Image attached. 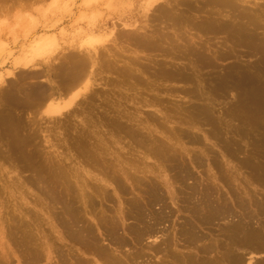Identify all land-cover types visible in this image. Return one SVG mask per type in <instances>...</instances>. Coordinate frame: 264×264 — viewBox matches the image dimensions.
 I'll use <instances>...</instances> for the list:
<instances>
[{
  "label": "rangeland",
  "instance_id": "obj_1",
  "mask_svg": "<svg viewBox=\"0 0 264 264\" xmlns=\"http://www.w3.org/2000/svg\"><path fill=\"white\" fill-rule=\"evenodd\" d=\"M184 1H188L192 9H186V5L182 4L183 0H0V264H104L106 262H104V259H101V257V260L98 259L99 256L95 255L96 253L93 255L95 251L90 244L88 245V243L85 242L86 239L81 240L83 238L79 237L81 239H77L76 242L74 238L75 235L73 237V232L82 231H78L77 226L70 224L72 220L67 216L68 213L66 215V211L61 208L66 202L70 201L72 197L70 196L69 198L66 192V188L68 187L67 183H69L70 180L67 182V180L64 179H67L68 175L72 180V184H70L72 186L75 185L78 196H80L79 193H81L78 184H82L79 183L81 182L80 179L76 183L74 176L84 178V180L88 182L87 184L93 189H96L95 184L97 183L101 184L97 186H104L106 188L103 189V191L106 190L104 193L107 195L104 193L100 195L97 189L96 191L98 194L88 185L87 188H89V190L87 191L89 194L86 193V195H91L89 197L93 200L94 205L96 204V208L94 209L87 208L83 205L84 200L87 199L86 197L84 200L79 198L80 201L77 202H74V198L72 197L73 201L71 199V203L69 202L68 204L70 205L73 202L74 209H77L78 206V209L83 210L80 211L83 216V218L81 216L80 221L84 219L86 222L83 220V223H89V225L93 224L92 227L94 226L93 229L96 231L93 230L96 243L99 244L101 249L105 247L103 251H108L109 253L106 252L107 254L105 255H115L113 256L115 258H112L120 264L124 262H128L127 264H171V262L172 264H186L182 262V258H187L189 255L187 253H190V257L194 256L193 258H195L194 261V259L188 257L189 260L187 262L192 263L190 261V259H192V264H200L204 260L206 263L210 264L213 259L218 261L217 264H231V259H233V257L237 259L240 258L239 261L244 258L240 261V264H247L250 256H252V262L254 258L255 261H264V252L251 255L248 254L246 249H243L241 244L243 241L244 244H246L247 242L245 243V241L248 239L238 235L234 240L237 242L242 240V242L239 244L240 248L238 246L236 247L235 243H232L235 241H233L232 236L225 231L221 221L216 220L211 225L206 223L208 225L204 224L203 226L202 222L196 220V214H194V212L190 214V209L186 208L192 206L194 203V200L188 203L190 201V194L187 193L188 196L186 195V192L189 191L187 188L196 183V187L198 186L199 188L204 189L209 186L221 190L223 196L226 197L231 205H233V200H235L236 197L238 198V196L242 197V199L239 197L240 200H245L243 201L245 204L248 202L247 206H249V203L253 204V201L256 202V200L258 202L259 200L264 201V94H261L264 93V88H260L259 86V83H261V85L264 83V68L262 70L263 72L261 71L264 65V53H262L264 51L261 50V46L257 47L260 43H263L261 44L262 46L264 45V42H259L261 40L264 41V0H237L240 8H245L251 15L241 18L234 17L233 11L218 6L209 5V7H207L208 4H204V8H202V1L199 2V0ZM159 7H164L165 9H158ZM170 9L173 10L171 11ZM258 9H260L262 13H260ZM158 10H169L174 14L182 13L186 16L184 17L185 19H193L195 21L197 20V22L198 20L201 22L204 21V18H208V16H212V18L216 21L218 20V22H227L228 24H233L231 22L233 21L235 23L237 20L239 23L238 28L242 27L244 24L246 28H249L248 30H251L254 34L251 33V31L245 32L247 29L244 25L242 27L243 29L241 28L242 31L245 29L244 34L238 31L236 35L234 34L235 36H228L225 33L219 32H209L206 34V32H202L198 28H193L190 24L177 27L178 29L175 27L176 30H174L175 28L172 24L167 22L171 19H163L164 15H161ZM210 12H212L211 15ZM258 12L259 15H256ZM247 17H252V20L256 19L255 22H257V24L254 22V24H256L255 29L254 24H250V18ZM200 21L198 23H201ZM239 21H241V23ZM153 29L156 30L154 31ZM156 31L159 32L157 33ZM151 33L154 34L151 35ZM239 33L241 34L240 36L244 35V42L243 40H237L241 38L237 36ZM139 34H142V36L145 35L143 39L147 40V42L150 41L149 39L153 41L152 39L155 40V38L159 36L162 37L161 41H159L160 38L154 41V44L158 41L156 44L158 49L154 47V49L147 50L142 44L144 42H135L136 39L133 41L132 39L134 38H132V36H140ZM155 34L157 37H155ZM246 34L251 35L252 38L248 40L252 43L247 40L248 37ZM254 35L256 38L259 36L261 39H258L259 41L255 39L258 43L257 46L255 45L256 42H253ZM149 36L154 37L149 38ZM166 36L171 39L168 37L166 38ZM158 43H160V49ZM174 43L177 45V48ZM161 47L163 49L172 47V49L170 48L172 51L176 49V51H173L174 57L173 53L172 55L170 54L171 57L165 55L164 53L166 52L164 51L163 53ZM178 47H180V49L186 47L183 50H185L187 54L182 53L184 52L183 50L180 52L181 50ZM255 47L260 49H256ZM193 50L197 53L195 52V54L192 55L191 51ZM260 50L263 55L259 53ZM188 51H190V54H188ZM201 52H205V55H202L206 58L210 57V60L206 59L204 56V58L200 57L202 56ZM254 52L255 54L253 55L252 53ZM72 53L73 56L71 55ZM220 54L225 55L223 57ZM69 57H75L78 61L84 57L89 61V66H86L88 70L86 73L89 74L86 80H88L89 84H87L86 81V89L84 87L75 97L67 95L66 89L63 88L61 84L62 72L60 76L58 75L59 71L64 70H60V67H65L66 69L64 71H66L68 69L67 65L72 63L73 59ZM234 65L236 67H234ZM227 66L230 67L228 68ZM147 70H149V72H147ZM170 71H176L175 76L177 78L173 75L172 78L175 79L173 80L170 78L169 76L171 75L168 76ZM182 71L185 72L182 74L186 77L181 74ZM164 72H166V75L170 79L164 76ZM178 72L180 75L177 74ZM92 73H94V75ZM225 73H227L226 75L228 76H226ZM246 73L247 75H245ZM250 73L252 74L251 76ZM241 74L244 75V77H248V75L250 77L248 79H246V77L241 78L243 77ZM179 76H183L184 78H182L184 81L183 79L180 81L178 78L181 77ZM185 78L189 79L185 80ZM251 78L253 80H250ZM190 79H192V81H189ZM137 80L138 82H136ZM247 80H250V82ZM42 86H44V88L46 87L45 89L48 90V93H53L48 101L43 104H38L37 100L33 98L30 99L31 96L27 97L30 92L27 91V89L32 90L38 87V89H40ZM261 87H264V85ZM261 89H263V92ZM24 94H26V96H24ZM65 94L66 97L64 96ZM260 97H262L263 101ZM26 98H28V100ZM26 101L29 102V105ZM30 102H32V104ZM234 103L237 107H235ZM188 111L190 113H188ZM145 115H148L147 118L150 117L148 122H146L147 120H140L142 117H146ZM151 118L155 120V122L151 121ZM137 119L141 122L143 121V123L140 122V124H138L139 121L136 122ZM111 120H116L118 123L116 124L115 122L116 125L112 124L114 121L112 122ZM210 120H212V122L215 121L216 124L215 122L212 124ZM121 122H125L123 124L124 127L126 126V128L129 127L128 129H130L128 131L125 129V132H130L132 130L133 132L142 131L141 133H144L145 136H141L149 137L152 140H148V142L152 141V143H148L147 138L146 140L144 137L140 138L141 133H138V137L137 133H135V136L133 132H130L129 134L131 137L134 135L132 139L138 138L137 143L140 139L142 140L144 138L142 141H145L143 143L140 141V146L142 147L139 148V143L135 145L136 141L134 140L132 143L129 134H124L122 131L124 129L123 125L120 127L122 124ZM119 123H121L120 126ZM148 123L149 125L147 126ZM153 123L156 127L162 124L164 125L156 128ZM135 124L138 125L136 126ZM141 124L142 126L139 127ZM145 127L149 129L147 130ZM134 128L135 130L139 129L138 131H134ZM218 129L220 132H218ZM172 131L175 132L172 133ZM183 133H186V137H184ZM188 135L191 137H198L201 143L197 142L198 140L196 137L191 138L188 137ZM157 138L158 140L161 139L160 142L156 141ZM181 138L183 139L181 140ZM80 139L82 141H80ZM194 139L196 141H194ZM161 141L163 143H161ZM82 142L83 146H81ZM101 142H104V145L106 144L105 147L104 145L102 146L103 143ZM144 143L149 147L146 145L143 147ZM149 144H152L154 149L152 145ZM162 144H166L165 147L168 145V147L173 148L172 152L175 153L177 150L178 153H180L179 158L181 160L183 159L186 163H184L183 160L180 161L187 164L188 168L186 170L193 172L191 174L190 171H187L189 174L194 175V179L191 178V175L186 176V181L185 178L179 179L181 177L177 179V176L180 175L178 172L180 164H184H178L176 162L172 164L173 161L178 160V157L174 160L176 158H174V156L176 155H172V152L170 155L173 157L171 156L168 158V161L166 160L167 164H164L165 161L161 162L157 159L158 156L163 158L158 151L159 155L156 154V148L160 147ZM99 145L100 147H104V150L102 148L100 149L98 147ZM145 148L150 149H148V151ZM169 149L168 152L170 153ZM80 150L82 153L78 152ZM91 150H93V152ZM154 150L155 153L152 152ZM168 152L164 155L165 157H167ZM181 153L182 157H180ZM89 154L91 155L90 159L93 157V159H91L93 161L89 159ZM194 155H197L196 158H200L196 159ZM233 156H235V158ZM247 157V163L249 160L251 162L245 164ZM94 158L97 159V162L99 160L101 161L98 163L94 162ZM123 158H125V160ZM103 160L107 165L109 163L108 167L106 164L104 165V163L100 164ZM199 161L201 162L198 163ZM196 162L199 165H197ZM34 163L36 164L34 165ZM134 163H136V166H134ZM241 163L244 164L242 165ZM251 163L252 165H250ZM173 165L175 166L174 168ZM142 166H144V168ZM109 167L112 168V171ZM148 167H150V170ZM219 167L221 168L219 169ZM107 170H109V172ZM151 171L153 173H150ZM67 172H69L68 175H63L67 174ZM173 173H176V176ZM110 174H114V177L112 178ZM107 175L109 179L111 177L110 180H107ZM128 175L130 176L127 177ZM173 175L176 178L174 177L173 179ZM131 176L137 181L135 180L134 182L132 180L131 182ZM115 177H117L116 179L122 177V180L120 179L122 182L119 179L117 181L118 183L119 181L121 182L117 189L114 185ZM138 177L139 179L143 178V183L153 180L156 185L158 184V192L160 194L162 193L163 201L165 199L164 205L166 207L162 209H160L162 203H156L157 201H155V203L153 202L151 206H148V211H150V213L153 211H162V215L167 214L166 219H163L162 223L157 224L155 228L157 233L155 232L156 235L154 236L142 234L140 237H134L130 231H127L130 226L142 227V225L138 224L139 222H137L136 219L130 216L132 214H130L131 208L129 206L132 201H137V204L139 203L141 207L143 206L142 209L145 210L146 200L149 199L146 197L147 195L145 192L143 193L145 190H142L144 189L142 186L148 189L147 187H149V185L147 183L143 184L141 180H138ZM222 177L223 179L226 178L225 181L227 177H230L228 179L229 182L226 184ZM58 178L60 179L57 180ZM127 178H130V180ZM183 179L185 182L180 184V180L182 181ZM111 180L113 183L110 182ZM60 181H62V183ZM138 181L142 184L140 183V185ZM177 181H179V183ZM73 182L75 183L74 185ZM228 183H230V185ZM120 185L121 187L123 185L124 190L126 188V190L123 191L124 193ZM184 186L187 187L185 188ZM137 187L140 188L137 189ZM120 188L121 191H119ZM46 189H49V195ZM50 189L52 191L51 194ZM54 191L55 194L58 195H55ZM107 191L109 192L107 193ZM63 192H65L66 196ZM125 192L127 193L125 194ZM233 193H235L236 196ZM93 194L100 195L101 197L95 196L96 201H94L95 197H93ZM108 194H111L110 196L113 200H104L107 199L106 196L110 197ZM50 195H55V199L52 196L51 198ZM60 195L63 200L65 199L64 203L59 200ZM183 196L185 199L187 198V200H189L187 202L188 204L185 202L186 200ZM129 199H131V201ZM57 200L61 202L58 203L60 208L58 205L56 206ZM47 201H50L49 204ZM144 203L145 206L143 205ZM247 206H245L246 209L244 212H251L252 207L249 206L247 209ZM150 207H153L152 210ZM233 207L235 214L240 215L242 213L241 209L237 206L233 205ZM63 208H66V206ZM90 209L91 211L93 210L92 212L94 214ZM94 210H96V213ZM120 210H123L124 213H128V215H120ZM144 210L142 213L145 212V217L146 213L149 212ZM148 215L149 214L142 219V221H144V219L146 220L144 221L146 224L149 219ZM250 215L252 216L251 213ZM263 215L264 213L254 216V219L249 223L250 227L253 226L252 229L254 228L255 231L257 228L259 232L256 233L258 235H261L260 231L264 234ZM106 216H108V218L113 217L112 219L115 218L116 220L120 219L121 216L123 217H121L123 221L119 220L120 222L116 229V235L123 238L126 244L120 246L113 244L114 242H111L105 231H103L104 229L99 228V219H105ZM237 218L238 217H235V219ZM230 219L231 217L223 221H229ZM60 223L65 224L59 226ZM97 223L99 224L97 225ZM186 223H188V225ZM200 223H202L203 227ZM193 224H196L195 227L197 230L192 226ZM65 225H67V227ZM185 226H192L197 231V235H200L197 239L203 236H205V238H201V241L197 239V241H193L192 238L187 237L190 240L192 239V245L187 239V241L185 240V236L183 235L184 231L182 229H184ZM206 226L210 227L207 228ZM14 227L18 228L16 229L17 231L15 230V233L13 231L15 229ZM74 227H76V231H73L75 229ZM221 227L223 229L220 232L218 229ZM27 228L28 230L26 231ZM9 231H13L11 232L14 233L12 234L13 237L16 235V232L21 233V236L18 233L17 236L19 237L15 239V236L13 239ZM66 232H70V234ZM22 235L25 236L19 239ZM72 237L75 241L71 240ZM260 237V242H256L258 240L253 241L257 244L263 243L261 245L264 246V240L261 241ZM164 238L168 239L164 240ZM24 239H26V241L33 239L31 242L34 241V244L28 241V243L24 242ZM162 239L164 241H162ZM262 239H264V237ZM169 240L171 241L169 242ZM251 240L252 239H249L248 243H253ZM202 241L207 242L202 243ZM195 242H197V244ZM21 243H26L24 248L27 249L26 253L28 255L25 254V249ZM250 243L248 245H250ZM202 244L205 246H202ZM229 244H232V247ZM154 245L157 249H155ZM195 245L198 248L205 247L203 248L205 250L197 249ZM30 246H32V250L28 249ZM96 246L99 247L98 245ZM163 247L165 249H163ZM18 248L21 250H18ZM36 248L39 252H37ZM166 248H169V250ZM211 248L214 249L212 250ZM59 251L62 254L60 255L62 258L59 256ZM172 251L174 252L172 253ZM217 251H220V255ZM226 252H232V255L236 254L238 257L236 255L232 257L230 254H228L230 255L228 256ZM223 253L231 258L227 256L224 257L225 254ZM34 254H36V256ZM213 254L216 255L214 256ZM221 254H223L222 257L224 258L221 257ZM207 255L209 259L211 258L209 262H207ZM168 256L172 258L174 256L183 257L181 259H179L180 257H176L179 260L175 261ZM203 256H206V259ZM200 259L202 261H199ZM236 262L239 264L238 260L232 262V264ZM212 263L216 264L214 261Z\"/></svg>",
  "mask_w": 264,
  "mask_h": 264
},
{
  "label": "bare ground",
  "instance_id": "obj_2",
  "mask_svg": "<svg viewBox=\"0 0 264 264\" xmlns=\"http://www.w3.org/2000/svg\"><path fill=\"white\" fill-rule=\"evenodd\" d=\"M200 1H202L201 2V4H203V7L202 8H204V4H208L207 5V7H209V5H211V6H218V7H220V8H223V9H229L230 11H233V13H234V17H238V18H241V17H243V16H249L250 15V13H249V11L248 10H246L245 8H240V6L238 5V2H237V0H199V2ZM239 1H241V0H239ZM255 1V0H254ZM179 2H181V1H179ZM183 5L185 4L186 5V9H192V6L190 5V3H188V1H184L183 0V3H182ZM201 6V5H200ZM247 8V7H246ZM158 9H165L164 7H159ZM174 9V8H173ZM173 9H170L171 11L173 10ZM195 9H197V8H195ZM259 10V12L260 13H262L261 12V10L260 9H258ZM159 11V13H161V15H164V17H163V19H171L170 21L168 20L167 22H170L171 24H172V26L175 28H177V27H182V26H187V25H191L193 28H198L200 31H202V32H206V34L207 33H217V32H219V33H225L226 35H228V36H231V35H233V36H235L236 35V33H238V31L240 32H243L242 34H244V30L242 31V27H243V25H242V27H240V28H238V21L236 22L235 21V23L232 21L231 23H233V24H228L227 22H218V20L216 21L214 18H212V16L211 17H209L208 16V18L207 17H205L204 19V21H200V20H198V22L200 21L201 23H198L197 22V20L195 21V20H191V19H189V20H187V19H185L184 17H186L184 14H182V13H172L171 11H169V10H167V11H160V10H158ZM190 11V10H189ZM236 12V13H235ZM259 12L258 13H256V15H259ZM158 13V14H159ZM198 13V12H197ZM212 14V12H210V15ZM172 16V17H171ZM251 16V15H250ZM255 16V15H254ZM254 16H253V18H254ZM158 18V17H157ZM188 18V17H187ZM200 18H203V17H200ZM247 18H250V17H247ZM252 18V17H251ZM250 18V24H254V22H255V20H252ZM203 20V19H202ZM240 20V19H239ZM166 22V23H167ZM240 23H241V21H239ZM237 23V24H236ZM244 23H246V22H244ZM256 24H257V22H255ZM256 24H254V29L256 28ZM247 25V24H246ZM245 26V25H244ZM251 26V25H250ZM176 28L174 29V30H176ZM242 28V29H241ZM245 28H246V26H245ZM257 28H258V26H257ZM178 29V28H177ZM181 29H183V28H181ZM238 29V30H237ZM247 29V28H246ZM249 29V28H248ZM247 29V31L245 30V32H250L251 30H248ZM154 31L156 30V29H153ZM152 30V31H153ZM237 30V31H236ZM180 31V30H179ZM178 31V32H179ZM157 33L159 32V31H156ZM182 32H183V30H182ZM181 32V33H182ZM240 32V33H241ZM156 33V34H157ZM180 33V32H179ZM184 33V32H183ZM237 34V36H240L241 34ZM251 33H253L252 31H251ZM256 33V32H255ZM136 34V33H135ZM154 34V33H153ZM152 33H151V35H153ZM156 34H155V37H157L156 36ZM190 34V33H189ZM235 34V35H234ZM254 34V33H253ZM258 34V33H257ZM140 36H136V35H133L132 36V38H134V39H132L133 41L135 40V42L137 41V42H140V43H142V42H144V43H142L146 48H147V50L148 49H154V47L155 48H157L156 47V44H157V42L158 41H156V44H154L155 42V40L157 39V40H159V38H160V40L159 41H161L162 39V37H158V38H155V40L154 39H152L153 41H151V39H149L150 41L149 42H147V40H145V39H143V37L145 36V35H143L142 36V34H139ZM158 35V34H157ZM180 35V34H179ZM183 35V34H182ZM247 35V40L249 39V38H252L251 37V35H249V34H246ZM249 35V36H248ZM237 36H236V38H237ZM147 37V36H146ZM150 37H152V36H149V38ZM154 37V36H153ZM152 37V38H153ZM168 36H166V38H167ZM185 37V36H184ZM227 37V36H226ZM241 37V38H240ZM239 38L240 39H237L238 41L240 40H243V42H244V39H245V37H244V35H242V36H240ZM244 37V38H243ZM261 37V36H260ZM163 38H165V37H163ZM168 38H170V37H168ZM263 38V37H262ZM147 39H148V37H147ZM171 39V38H170ZM169 39V40H170ZM234 39V38H233ZM257 41H259V40H261L260 38H259V36H258V38H256V36L254 35V40H253V42L255 41L256 42V40ZM259 39V40H258ZM174 40V39H173ZM230 40V39H229ZM249 42H250V40H248ZM147 42V43H146ZM153 42V43H152ZM188 42V41H187ZM259 42H264V41H259ZM161 43V42H160ZM160 43H158V46H159V49H160ZM170 43H171V41H170ZM236 43V42H235ZM239 43H241V42H239ZM250 43H252V42H250ZM242 44V43H241ZM255 44V43H254ZM257 42H256V46H257ZM261 44H263V43H260V45L258 44V46L257 47H259V46H261L260 48H261V50L262 51H264V45L262 46ZM162 45V44H161ZM174 45H175V43H174ZM174 45H172V46H174ZM185 45V44H184ZM190 45V44H189ZM248 45V44H247ZM254 45V46H255ZM176 46V48H177V45H175ZM186 46V45H185ZM249 46H251V45H249ZM248 46V47H249ZM163 47V46H162ZM161 47V50L164 48H162ZM181 47V46H180ZM180 47H178L179 49H180ZM190 47V46H189ZM257 47H255L256 49H260V48H257ZM166 48V47H165ZM171 49H172V47H170ZM163 49L162 51H163V53H164V51L166 52V53H168V54H166V53H164L165 55H169L170 57H171V55H172V53H173V51L175 50L176 51V49H174L173 51L171 50V49ZM186 48V47H185ZM185 48H183V49H185ZM253 48V47H252ZM158 49V48H157ZM182 48L180 49L181 51L180 52H182V50H183ZM156 50V49H155ZM154 50V51H155ZM160 50V51H161ZM170 50V51H169ZM188 50V49H187ZM192 50V49H191ZM255 50V49H254ZM261 50L259 51V53L261 54ZM150 51V50H149ZM151 51H153V50H151ZM158 51V50H157ZM169 51V52H168ZM184 52H182V53H184V54H187V53H185V50H183ZM190 51H188V54H190L189 53ZM192 52V55L193 54H195V52H194V50L193 51H191ZM240 52V51H239ZM258 52V51H257ZM156 53V52H155ZM181 53V54H182ZM197 53V52H196ZM205 53V52H204ZM203 52H201V55L202 54H204ZM258 53V54H259ZM262 53H264V52H262ZM160 54H162V53H160ZM171 54V55H170ZM248 54V53H247ZM253 55L255 54V52L254 53H252ZM72 56H73V53L71 54ZM76 55V54H75ZM159 55V54H158ZM163 55V54H162ZM191 55V56H192ZM197 55H199V54H197ZM205 55V54H204ZM204 55H202V56H200V57H202V58H204L205 56ZM207 55V54H206ZM213 55V54H212ZM220 55H222V54H220ZM224 55L225 54H223L222 56L224 57ZM261 55H263V54H261ZM77 56V55H76ZM161 56V55H160ZM179 56V55H178ZM177 56V57H178ZM185 56V55H184ZM204 56V57H203ZM227 56H229V55H227ZM226 56V57H227ZM79 57V56H78ZM81 57V56H80ZM173 57H174V53H173ZM175 57H176V55H175ZM181 57V56H180ZM179 57V58H180ZM230 57H231V55H230ZM262 57V56H261ZM260 57V58H261ZM66 58V57H65ZM68 58V57H67ZM69 58H71V57H69ZM77 58V57H76ZM185 58V57H184ZM198 58V57H197ZM197 58H196V60H197ZM206 58V57H205ZM210 58V57H209ZM209 58H206V59H209ZM220 58V57H219ZM71 59H73L72 60V63L71 64H68V62H67V67H68V69L66 70V71H64L66 68L65 67H60L59 69L60 70H63V71H59L58 72V75L60 76V73H61V84H62V87L63 88H65L66 89V92H67V95L69 96H76L77 95V93H79V91H81L85 86H86V81H87V84H89L88 83V80H86L87 79V77H88V75L89 74H87L86 72L88 71L87 69H86V66H89V61L86 59V58H84V57H82L81 58V60L80 61H78V59H75V57H73V58H71ZM71 59H70V61H71ZM80 59V58H79ZM221 59V58H220ZM184 60V59H183ZM195 60V61H196ZM210 60V59H209ZM198 61V60H197ZM203 61V60H202ZM260 61V60H259ZM62 63V62H61ZM65 63V62H64ZM63 63V64H64ZM205 63V62H204ZM93 64V63H92ZM130 64V63H129ZM137 64V63H136ZM203 64V63H202ZM213 64V63H212ZM62 65V64H61ZM60 65V66H61ZM160 65V64H159ZM206 65V64H205ZM144 66V65H143ZM161 66V65H160ZM173 66H174V63H173ZM204 66V65H203ZM207 66V65H206ZM206 66H204V67H206ZM254 66V65H253ZM264 66V65H263ZM262 66V69H261V71L263 70V67ZM146 67V66H145ZM208 67V66H207ZM211 67V66H210ZM226 67V66H225ZM228 68L230 67V66H227ZM234 67H236L235 65H234ZM62 68V69H61ZM147 68V67H146ZM145 69V68H144ZM161 69V68H160ZM242 69H244V68H242ZM158 70H159V68H158ZM162 70V69H161ZM180 70V69H179ZM147 72H149V70H147ZM167 72V71H166ZM166 72H164L163 74H165L164 76H167L166 75ZM255 72V71H254ZM263 72V71H262ZM151 73V72H150ZM168 73V72H167ZM172 73H175V74H172ZM182 73H185V72H181V74ZM242 74H244L243 72H241ZM93 75H94V73H92ZM178 75H180V73L178 72L177 73ZM227 73H225V75H226ZM241 74V76H243V77H241V78H245L246 77V79H248L252 74L250 73V76L248 75V77L247 76H245L244 77V75H242ZM131 75H132V73H131ZM169 75H171V76H169ZM172 75L174 76V77H176L175 75H176V71L175 72H171L170 71V73L168 74V76L170 77V78H172ZM183 75V74H182ZM186 75H188V74H186ZM190 75V74H189ZM245 75H247V73L245 74ZM264 75V74H263ZM57 76V75H56ZM167 76V78L168 79H170L169 77ZM184 77H186L185 75H183ZM183 76H179V77H181V78H178V79H180V81H181V79H183L184 77ZM226 76H228V75H226ZM230 76V75H229ZM132 77H134V76H132ZM183 77V78H182ZM255 77V76H254ZM253 77V78H254ZM60 78V77H59ZM177 78V77H176ZM256 78V77H255ZM173 80L175 79V78H172ZM178 79H176V80H178ZM189 78H185V80H188ZM60 80V79H59ZM243 80V79H242ZM250 80H253L252 78L250 79ZM250 80H247V81H249L250 82ZM255 80V79H254ZM183 81H184V79H183ZM189 81H192V79H190ZM136 82H138V80L136 81ZM259 82V81H258ZM258 84V83H257ZM32 85V84H31ZM262 85H264V83L262 84ZM261 85V83H259V86H260V88H264V87H261L262 86ZM87 86H89V85H87ZM22 87V86H21ZM43 88H44V86H42ZM42 87H40V89H35V88H33L32 90H28L27 89V91H30L28 94H29V96H27V97H30V99H35V100H37V102H38V104L39 103H44V102H46V101H48L49 100V98L52 96V94L53 93H51V92H49L48 93V90L47 89H43ZM225 88V87H224ZM228 88V87H227ZM254 88V87H253ZM15 89V88H14ZM22 89V88H21ZM25 89V88H24ZM85 89H86V87H85ZM174 89V88H173ZM160 90V89H159ZM175 90V89H174ZM193 90H194V88H193ZM192 90V91H193ZM262 90V92H263V89H261ZM14 91V90H13ZM24 91V90H23ZM22 91V92H23ZM138 91V90H137ZM161 91V90H160ZM172 91V90H171ZM253 91H255V90H253ZM25 92V91H24ZM84 92V91H83ZM169 92V91H168ZM8 93H9V91H8ZM11 93V92H10ZM93 93V92H92ZM181 93V92H180ZM14 94V93H13ZM23 94V93H22ZM27 94V95H28ZM262 95L264 94V93H261ZM15 95H16V92H15ZM237 95V94H236ZM239 95V94H238ZM261 95V96H262ZM8 96H11V95H8ZM14 96V95H13ZM12 96V97H13ZM24 96H26V94H24ZM65 97H66V94L64 95ZM67 96V97H68ZM149 96V95H148ZM251 96V95H250ZM257 96V95H256ZM7 97V96H6ZM63 97V96H62ZM239 97V96H238ZM18 98V97H17ZM153 98V97H152ZM261 99H262V97H260ZM27 100H28V98H26ZM68 99V98H67ZM146 99V98H145ZM155 99V98H154ZM9 100H11V99H9ZM15 100V99H14ZM20 100V99H19ZM13 101V100H12ZM25 101V100H24ZM24 101H22V102H24ZM29 101H31V100H29ZM108 101V100H107ZM262 101H263V99H262ZM27 102V101H26ZM36 102V103H37ZM167 102V101H166ZM25 103V102H24ZM28 103V105H29V102H27ZM31 104H32V102H30ZM160 103V102H159ZM35 104V103H34ZM157 104H158V101H157ZM162 104V103H161ZM36 105V104H35ZM234 105H235V103H234ZM240 105V104H239ZM238 105V106H239ZM106 106V105H105ZM193 106V105H192ZM246 106V105H245ZM31 107V106H30ZM36 107V106H35ZM184 107V106H183ZM232 107H233V105H232ZM235 107H237L236 105H235ZM27 108V107H26ZM43 108V107H42ZM180 108H181V106H180ZM201 108V107H200ZM203 108V107H202ZM53 109V108H52ZM109 109V108H108ZM129 109V108H128ZM171 109V108H170ZM173 109V108H172ZM182 109V108H181ZM188 109V108H187ZM192 109V108H191ZM206 109V108H205ZM205 109H203V110H205ZM29 110V109H28ZM195 110V109H194ZM31 111V110H30ZM184 111H185V109H184ZM264 111V110H263ZM118 112V111H117ZM192 112V111H191ZM203 112V111H202ZM201 112V113H202ZM114 113V112H113ZM125 113V112H124ZM123 113V114H124ZM181 113V112H180ZM179 113V114H180ZM188 113H190L189 111H188ZM193 113V112H192ZM207 113V112H206ZM69 114V113H68ZM149 114V113H148ZM122 115V114H121ZM125 115V114H124ZM144 115V114H143ZM184 115V114H183ZM195 115V114H194ZM197 115V114H196ZM199 115V114H198ZM211 115V114H210ZM126 116V115H125ZM141 116V115H140ZM146 116V115H145ZM148 116V115H147ZM147 116L146 117H140L141 119L140 120H144V121H146V122H148L149 120H150V117L149 118H147ZM149 116H150V114H149ZM172 116V115H171ZM174 116H175V114H174ZM22 117V116H21ZM112 117V116H111ZM110 117V118H111ZM194 117V116H193ZM8 118V117H7ZM154 118V117H153ZM176 118V117H175ZM179 118V117H178ZM204 118H205V116H204ZM106 119V118H105ZM114 119V118H113ZM127 119V118H126ZM149 119V120H148ZM155 119V118H154ZM190 119V118H189ZM195 119V118H194ZM193 119V120H194ZM210 119V118H209ZM9 120V119H8ZM10 120H11V118H10ZM15 120V119H14ZM131 120V119H130ZM133 120V119H132ZM140 120H136V122L137 121H139L138 122V124H140ZM156 120V119H155ZM155 120H153L152 118H151V121H153V122H155ZM176 120V119H175ZM207 120H208V118H207ZM213 120V119H212ZM212 120H210L211 122H212ZM16 121V120H15ZM112 121V120H111ZM111 121H109V122H111ZM114 121V120H113ZM112 121V122H113ZM128 121H129V119H128ZM209 121V120H208ZM10 122V121H9ZM111 122V123H112ZM115 122H116V120L114 121V123H112V124H115ZM146 122H145V124H146ZM188 122V121H187ZM215 122V121H214ZM214 122H212V124L214 123ZM7 123H8V121H7ZM118 123V121L116 122V124ZM122 123V124H121ZM121 123H119V126H120V124H121V126L120 127H122V125L125 123H123V122H121ZM130 123V122H129ZM135 123V122H134ZM141 123H143V121L141 122ZM161 123V122H160ZM115 124V125H116ZM137 124V125H138ZM215 124H216V122H215ZM128 125V124H127ZM133 125V124H132ZM136 125V124H135ZM134 125V126H135ZM136 125V126H137ZM149 125V123L147 124V126ZM153 125H155L154 123H153ZM162 125H164V124H162ZM162 125H160V126H162ZM129 126V125H128ZM134 126H132V127H134ZM136 126H135V128H136ZM140 126H142V124L141 125H139V127ZM145 126V125H144ZM144 126H143V128H144ZM160 126H157L156 127V125H155V127L156 128H158V127H160ZM213 126V125H212ZM119 127V128H120ZM123 127H124V125H123ZM117 128V127H116ZM129 128V127H128ZM128 128H126V126L124 127V129L122 130L123 132H124V134L125 133H130V132H133V130L132 131H130V132H125L126 130L125 129H127V131L128 130H130V129H128ZM135 128H134V131H138V129H136L135 130ZM146 128V127H145ZM166 128V127H165ZM179 128V127H178ZM220 128V127H219ZM121 129V128H120ZM133 129V128H132ZM147 130L149 129V128H146ZM167 129V128H166ZM217 129V128H216ZM215 129V130H216ZM118 130V129H117ZM125 130V131H124ZM143 130V129H142ZM165 130V129H164ZM172 130V129H171ZM175 130V129H174ZM119 131V130H118ZM121 131V130H120ZM122 131H121V133H122ZM170 131V130H169ZM217 131V130H216ZM142 132V131H141ZM141 132H133L134 134L135 133H137V135H138V137H139V134L138 133H141ZM173 132H175V131H172V133ZM212 132V131H211ZM218 132H220L219 131V129H218ZM237 132V131H236ZM239 132V131H238ZM151 133V132H150ZM171 133V134H172ZM213 133H214V130H213ZM216 133V132H215ZM221 133H223V132H221ZM220 133V134H221ZM186 134V133H185ZM184 133H183V135H184V137H186V135H185ZM212 134V133H211ZM219 134V135H220ZM127 135V134H126ZM125 135V136H126ZM141 135H144V133H141L140 134V138H142V137H144V136H141ZM180 135V134H179ZM182 135V134H181ZM223 135V134H222ZM133 136L134 135H132V137L130 136V134H129V138H131V140H132V143L134 142V140L136 141V143H135V145H137L138 143V145L140 146V143L142 142H144L145 140H146V138H147V142H148V140H152V139H150L149 137H144L145 138V140L144 141H142L141 139L139 140V142L137 143V141H138V138L136 139L135 137V139H132L133 138ZM135 136H136V134H135ZM218 136V135H217ZM120 137V136H119ZM123 137V136H122ZM188 137H191V136H189L188 135ZM193 137H196V136H193ZM193 137H191V138H193ZM220 137H221V135H220ZM246 137V136H245ZM28 138V137H27ZM96 138V137H95ZM179 138V137H178ZM174 139V138H173ZM183 138H181V140H182ZM190 139V138H189ZM188 139V140H189ZM196 139L198 140V137H196ZM223 139V138H222ZM221 139V140H222ZM25 140V139H24ZM90 140V139H89ZM160 140L161 139H159L158 140V138L156 139V141H158V142H160ZM166 140V139H165ZM170 140V139H169ZM228 140V139H227ZM249 140V139H248ZM80 141H82L81 139H80ZM141 141V142H140ZM194 141H196L195 139H194ZM233 141V140H232ZM26 142V141H25ZM77 142V141H76ZM151 143H152V141H150ZM150 142H148V143H150ZM197 142H199V143H201L200 142V140H198ZM261 142V141H260ZM26 143H28V142H26ZM81 143V142H80ZM101 143H103L102 144V146L104 145V142H101ZM101 143H100V145H101ZM107 143V142H106ZM131 143V144H132ZM146 143V142H145ZM143 144V147H145L144 145H146V144ZM155 143V142H154ZM154 143H153V145H154ZM161 143H163L162 141H161ZM264 143V142H263ZM262 143V144H263ZM22 144V143H21ZM74 144V143H73ZM156 144V143H155ZM197 144V143H196ZM227 144H228V142H227ZM253 144V143H252ZM100 145L98 146L100 149L102 148H104L105 147V145H104V147H100ZM134 145V144H133ZM132 145V146H133ZM149 145H152V144H149ZM153 145H152V148H153ZM158 145H160V144H158ZM164 145V146H163ZM165 145L166 144H162L160 147H158L157 145V147L158 148H156V154H158L159 155V153H160V156H162L163 158H161V157H159L158 156V158L157 157H155V156H157L156 154H153V155H155L154 157L155 158H157V159H159V161H165L164 162V164H167V161H168V158H170L172 155H176V156H174V160H176L177 159V157H178V160L180 161L181 159L179 158V154L180 153H178V151L176 152L175 151V153L174 152H172V149L173 148H171V147H168V145H167V147H165ZM230 145V144H229ZM261 145V144H260ZM81 146H83V142H82V145ZM147 147H149L148 145H146ZM155 146V147H156ZM80 147V146H79ZM137 147V146H136ZM142 146H140L139 148H141ZM151 147V146H150ZM85 148V147H84ZM135 148V147H134ZM138 148V147H137ZM171 150H170V149ZM81 149V148H80ZM87 149V148H86ZM146 149V148H145ZM148 149H150V148H148ZM148 149H146V150H148ZM154 149V148H153ZM168 149H169V151H170V153L168 152ZM225 149H226V147H225ZM99 150V149H98ZM104 150V149H103ZM102 150V151H103ZM110 150V149H109ZM232 150V149H231ZM88 151H89V149H88ZM92 152H93V150H91ZM101 151V150H100ZM108 151V150H107ZM149 151V150H148ZM159 153H158V152ZM174 151V150H173ZM226 151V150H225ZM230 151V150H229ZM30 152V151H29ZM39 152V151H38ZM78 152H80V153H82V151L80 150V151H78ZM147 152V151H146ZM153 153H155V150L154 151H152ZM151 152V153H152ZM168 152V154L170 155L171 154V152H172V155H168L167 154V157H165L164 155H166V153ZM182 152H183V150H182ZM94 153H95V151H94ZM246 153V152H245ZM35 154H37V153H35ZM34 154V155H35ZM84 154V153H83ZM118 154V153H117ZM178 154V155H177ZM188 154V153H187ZM41 155H42V153H41ZM86 155V154H85ZM90 154H89V159H90ZM93 156H94V154H93ZM116 156V155H115ZM119 156V155H118ZM117 156V157H118ZM169 156V157H168ZM195 156V155H194ZM199 156V155H198ZM236 156V155H235ZM235 156H233L234 158H235ZM95 157V156H94ZM116 157V158H117ZM173 157V156H172ZM180 157H182V153H181V156ZM193 157V156H192ZM197 157V155L195 156V158ZM238 157V156H237ZM86 158H87V156H86ZM121 158V157H120ZM120 158H118V159H120ZM164 159V160H161V159ZM167 158V159H166ZM194 157H193V159L196 161V159H198V158H200V157H198V158H196L195 159ZM91 159H93V157H91ZM90 159V160H91ZM124 160H125V158H123ZM173 159V158H172ZM241 159V158H240ZM247 159H248V157L246 158V161H245V164L247 163ZM33 160V159H32ZM89 160V161H90ZM94 162H97L96 160V158H94ZM99 160V159H98ZM105 160V159H104ZM104 160H103V162H101L100 164H102V163H104ZM121 160H122V158H121ZM120 160V161H121ZM167 160V161H166ZM171 160V159H170ZM177 160V161H178ZM183 160V159H182ZM181 160V161H182ZM202 160V159H201ZM236 160H238V159H236ZM59 161V160H58ZM91 161H93V160H91ZM99 161H101V160H99ZM98 161V162H99ZM119 161V162H120ZM123 161V160H122ZM141 161V160H140ZM177 161H173V163L172 164H174V162H176V163H178V164H180V163H183L184 162V160H183V162H177ZM191 161H193V160H191ZM198 161V160H197ZM217 161V160H216ZM60 162V161H59ZM97 162V163H98ZM108 162H110V161H108ZM142 162V161H141ZM172 162V161H171ZM201 161H199L198 163H200ZM243 162V161H242ZM251 161L249 160L248 161V163H250ZM37 163V162H36ZM36 163H34V165L36 164ZM112 163H113V161H112ZM143 163H144V161H143ZM169 163V162H168ZM184 163H186V162H184ZM183 163V164H184ZM197 163V162H196ZM197 163V165H199ZM247 163V164H248ZM33 164V163H32ZM51 164V163H50ZM54 164H55V162H54ZM106 164V162L104 163V165ZM111 164V163H110ZM133 164V163H132ZM135 165L134 166H136V163H134ZM139 164H140V162H139ZM170 164V163H169ZM205 164V163H204ZM242 164V163H241ZM244 164V163H243ZM242 164V165H243ZM57 165V164H56ZM99 165V164H98ZM107 165V164H106ZM108 165H109V163H108ZM108 165H107V167H108ZM185 165H186V167H185ZM195 165V164H194ZM202 165V164H201ZM250 165H252V163L250 164ZM31 166H33V165H31ZM137 166L139 167V165L137 164ZM164 166V165H163ZM179 166V165H178ZM203 166V165H202ZM256 166V165H255ZM99 167V166H98ZM102 167V166H101ZM104 167H106V166H104ZM143 168H144V166H142ZM166 167H167V165H166ZM168 167H169V165H168ZM175 166L173 165V168H174ZM258 167V166H257ZM26 168V167H25ZM62 168V167H61ZM110 168V167H109ZM141 168V167H140ZM143 168H142V172H143ZM149 168V170H150V167H148ZM154 168V167H153ZM152 168V169H153ZM171 168H172V166H171ZM172 168V169H173ZM188 167H187V164H184V165H181L180 164V167H179V174L180 175H178L177 176V179H178V177H181V178H179V179H182V178H185V181H186V176H189V175H191L193 172H191L190 170H186ZM218 168V167H217ZM221 167H219V169H220ZM49 169H51V168H49ZM65 169V168H64ZM104 169H106V168H104ZM112 168H110V170H111ZM139 169V168H138ZM28 170V169H27ZM42 170V169H41ZM52 170V169H51ZM114 170V169H113ZM224 170V169H223ZM257 170V169H256ZM49 171V170H48ZM108 172H109V170H107ZM112 171V170H111ZM110 171V172H111ZM138 171H140V170H138ZM187 171H190L191 172V174H189V172H187ZM221 171V170H220ZM219 171V172H220ZM225 171V170H224ZM53 172V171H52ZM59 172H60V170H59ZM141 172V171H140ZM149 172V171H148ZM157 172V171H156ZM222 172V171H221ZM220 172V173H221ZM262 172H263V169H262ZM62 173H65V172H62ZM68 173L69 172H67V174H63V175H68ZM113 173V172H112ZM150 173H153L152 171L150 172ZM159 173V172H158ZM223 173V172H222ZM252 173V172H251ZM251 173H250V175H251ZM258 173V172H257ZM129 174V173H128ZM173 174H175V176H176V173H173ZM63 175H62V177H63ZM71 175V174H70ZM133 175V174H132ZM221 175V174H220ZM258 175V174H257ZM73 176V175H72ZM85 176V175H84ZM110 176H112V178L114 177V174H110ZM116 176V175H115ZM130 175H128L127 177H129ZM135 176H137V175H135ZM174 175H173V179H174V177H175ZM192 177V179H194L193 178V176L194 175H191ZM61 177V178H62ZM118 177H119V174H118ZM132 177V176H131ZM133 177H134V175H133ZM132 177V179H131V182H132V180L135 182V180H134V178ZM217 177H219V176H217ZM69 175L67 176V179L65 178L64 180H67V182L70 180V182L69 183H67L68 184V187L66 188V192H67V195L69 196V198H70V196H72L73 198H74V202H77V201H80L79 200V198L81 199V200H84L85 199V197L87 198V199H85L84 200V202H83V205L84 206H86L87 208H96L95 207V205H94V202H93V200H91V198L89 197V196H91V195H88L89 193H88V191L87 190H89V188H87L88 187V185L89 184H87L88 182H86L85 180H84V178H79V176H74V179L76 180V183L79 181V179H80V181L81 182H79V183H81L82 185H80V184H78V188H79V191L81 192V193H79L80 194V196H78V192H77V190H76V188H75V183L73 182V185L74 186H72L71 184H72V180H71V178H69ZM106 178H107V180L109 179V177H108V175L106 176ZM117 177H115L114 178V180H115V182H114V185L116 186V189H117V187L119 186V183H121L122 181V177L119 179L120 181H119V183L117 182L118 181V179H116ZM137 178V177H136ZM176 178V177H175ZM189 178V177H188ZM230 177H227V180L225 181V179L226 178H224L223 179V177H222V179L225 181V183L227 184V182H229L228 181V179H229ZM60 178H58L57 180H59ZM91 179V178H90ZM110 179H111V177H110ZM109 179V180H110ZM128 179V178H127ZM143 179V178H142ZM141 178L139 179V177H138V180H141V182L142 181H144V180H142ZM219 179H221L220 177H219ZM259 179H261V178H259ZM74 180V181H75ZM88 180V179H87ZM113 180V179H112ZM112 180L110 181V182H112ZM113 180V181H114ZM128 180H130V178L128 179ZM92 181V180H91ZM95 181H97V180H95ZM100 181V180H99ZM137 181V180H136ZM184 181V179L181 181L180 180V184H182V182L184 183L185 182ZM195 181H196V179H195ZM222 181V180H221ZM224 181H223V183H224ZM263 181V180H262ZM56 182V181H55ZM54 182V183H55ZM61 183H62V181H60ZM66 182V181H65ZM101 182V181H100ZM139 182V181H138ZM141 182H139V184L141 183ZM174 182H176V181H174ZM178 183H179V181H177ZM261 182V181H260ZM264 182V181H263ZM44 183V182H43ZM53 183V182H52ZM71 183V184H70ZM113 183V182H112ZM117 183H118V185H117ZM137 183V182H136ZM143 183V182H142ZM141 183V184H142ZM144 183H147L148 185H149V187H147L148 189H145L146 187H144V186H142L144 189H142V190H145V191H143V193L145 192V194L147 195L146 197H148L149 199L148 200H146L147 201V203H146V207H145V210H147L148 211V206H151L152 204H153V202L155 203V201H157L156 203H158V202H161L162 203V207L160 206V209H162L163 207H166L164 204V201H165V199H164V201H163V199H162V193L160 194L159 192H158V184L156 185V183L153 181V180H149L148 182H144ZM143 183V184H144ZM208 183V182H207ZM231 183V182H230ZM230 183H228L229 185H230ZM56 184V183H55ZM93 184V183H92ZM100 183H97V184H95L96 185V189L98 190V192L100 193V195H102L104 192H106V190L105 191H103V189H106L104 186H97V185H99ZM134 184V183H133ZM140 184V185H141ZM147 184H145V185H147ZM195 184V183H194ZM197 184V183H196ZM196 184L195 185H192V186H189L187 189H189V191H187L186 192V195H187V193H189L190 195H189V200H187V198L185 199V194H184V196H183V198L186 200H184L183 198V200L187 203L188 201V203H190L192 200H194V205L192 204V206H190V207H186V208H188V209H190L189 210V212H190V214H192V212H194V214H196L195 215V217H197L196 218V220H198V222H202L203 223V226H204V224H206V223H208V224H212V223H214L216 220H218V221H221L222 223H223V228H225V231H227L231 236H232V238H233V241H235L234 239L235 238H237L238 237V235H240V236H242V237H244V238H246V239H252L251 241L253 242V243H250V245H248L249 243H248V240L247 241H245V243L247 244H244V241H243V243L241 244L242 245V247H243V249H246V251L248 252V254H257V253H262V252H264V246L263 245H261V244H263V243H261V244H257V243H255L254 241L255 240H258V241H256V242H260L259 240V237L260 236H262V237H260L261 238V241L262 240H264V239H262L263 237H264V234H262V232L260 231V234L261 235H258L256 232H259L258 230H257V228H256V231H255V229L253 228L252 229V227H250V225H249V223H251V221H252V219H254V216H256V215H262V213H264V201L263 200H259V202L256 200V202L255 201H253L254 203V205L252 204V203H249V206L250 207H252V211L250 212H244L245 211V209H246V207L245 206H247L248 205V202L245 204L243 201H245V200H240V199H242V197L241 196H238V193H237V196H238V198L236 197V199L235 200H233L234 202H233V205H235V206H237L239 209H241V211H242V213L239 215V214H235V210H234V207H233V205H231V204H229V201H227V199H226V197L225 196H223V192H221V190H219V189H216V188H212V187H205L204 189L203 188H199L198 186L196 187ZM203 184V183H202ZM57 185V184H56ZM70 185V186H69ZM94 185V186H95ZM101 185V184H100ZM123 185H124V183H123ZM123 185H122V187H121V185H120V187L123 189ZM137 185V184H136ZM184 185V184H183ZM199 185V184H198ZM58 186V185H57ZM90 186V185H89ZM93 186V187H94ZM5 187V186H4ZM62 187H63V185H62ZM103 187V188H102ZM134 187V186H133ZM136 187V186H135ZM185 187V186H184ZM187 187V186H186ZM185 187V188H186ZM39 188V187H38ZM46 188H47V186H46ZM90 188H91V186H90ZM121 188H120V190L119 191H121ZM140 187H137V189H139ZM233 188V187H232ZM44 189H45V187H44ZM92 190H94V191H96V189H93V188H91ZM234 189V188H233ZM54 190V189H53ZM56 190H57V188H56ZM55 190V191H56ZM125 190H126V188H125ZM124 189L122 190V192L123 191H125ZM141 190V189H140ZM182 190H184V189H182ZM46 191H47V194H48V192H49V189H46ZM55 191H54V194H55ZM87 191V192H86ZM233 191V190H232ZM234 191H235V189H234ZM233 191V192H234ZM250 191V190H249ZM51 189H50V194H51ZM58 192V191H57ZM97 192V191H96ZM96 192H94V193H96ZM98 192H97V194H98ZM109 191H107V193H108ZM122 192H121V195H122ZM173 192V191H172ZM175 192H177V191H175ZM180 192V191H179ZM182 192V191H181ZM64 194H65V192H63ZM86 193H88L87 195H86ZM90 193H91V191H90ZM124 193V192H123ZM127 192H125V194H126ZM171 193V192H170ZM184 193V192H183ZM232 193V192H231ZM105 195H107L106 193H104ZM234 195H235V193H233ZM232 194V195H233ZM49 195V194H48ZM47 195V196H48ZM52 195H53V193H52ZM52 195H50V197L52 196ZM55 195H58V194H55ZM55 195L54 196H52L53 198L55 197ZM100 195H95V194H93V197H95V196H98V197H101ZM111 194H108V196H110ZM144 195V194H143ZM161 195V196H160ZM171 195V194H170ZM240 195V194H239ZM64 196V195H63ZM65 196H66V194H65ZM123 196H124V194H123ZM188 196V195H187ZM236 196V195H235ZM235 196H234V198H235ZM49 197V198H50ZM51 197V198H52ZM70 198V201H68V202H66L65 204H67V205H65L64 204V206L63 207H65L66 206V208H63V207H61L62 209H64L65 211H66V215H67V213H68V217L72 220L71 221V225L72 224H74V226H77L78 228V231L79 230H81L82 232H77L76 231V227H74L75 229L73 230V231H76V233L75 232H73V237H74V235H75V239H76V242H77V239H81V238H79V237H82L83 239H81V240H85V242H87L88 243V245L90 244L91 245V247L93 248V250L95 251V252H93V255L95 254V255H98L97 257H98V259H100V257H101V259H104V262L106 261L107 262V264H120L119 262H117V261H115L113 258H115V257H113V256H115V255H113V256H110V255H105V254H107L108 253V251H103V248H105V247H102V249L100 248V246H99V244H97L96 243V237H95V234H94V231H95V229H93L94 228V226L92 227V225H89V223H87V224H85V223H83L82 221L84 220H82V221H80L81 219V210L80 209H78V206H77V209L75 208L74 209V203L72 202V204H68L69 202L71 203V199H72V201H73V198ZM104 197V196H103ZM122 197V196H121ZM144 197H145V195H144ZM145 197V198H146ZM239 197H240V199H239ZM50 198V199H51ZM61 195H60V197H59V200L60 201H63V203H64V200H63V198H61ZM68 198V199H69ZM106 198L107 199H104V200H109V199H111L112 197L110 196V197H107L106 196ZM144 198V199H145ZM177 198V197H176ZM231 198H232V196H231ZM263 198V197H262ZM55 199V198H54ZM96 199V197L94 198V201H96L95 200ZM147 199V198H146ZM53 200V199H52ZM51 200V201H52ZM59 200H57V203H56V206L58 205V203H61V202H59ZM111 200H113V199H111ZM111 200H109V201H111ZM130 201H131V199H129ZM128 200V201H129ZM132 200H134V199H132ZM176 200V199H175ZM67 201V200H66ZM102 201V200H101ZM108 201V202H109ZM177 201V200H176ZM247 201V200H246ZM48 202V204H49V202L50 201H47ZM187 203V204H188ZM160 204V203H159ZM158 204V205H159ZM186 204V205H187ZM81 205H82V203H81ZM144 206H145V203L143 204ZM161 205V204H160ZM167 205V204H166ZM59 206V205H58ZM90 206V207H89ZM179 206V205H178ZM249 206H247V209H248V207ZM130 208H131V213L130 214H132V215H130L131 217H133L134 219H136L137 220V222H139L138 224L139 225H142V227H131L130 226V228H129V230H127L128 232L130 231V233L131 234H133V236L134 237H140L142 234L143 235H148V236H154V235H156L155 234V232H156V230H155V228H156V226H157V224H159V223H162V220L164 219H166V215L167 214H163L162 215V211H160V212H155V211H151L152 213H150V211H148L149 213H146V215H145V217H147V214H149L148 216H149V219H148V221H147V224L144 222V221H146L145 219H144V221H142V219H143V217H144V213H142V211L144 210V209H142V207L139 205V203L137 204V201H132V203L130 204V206H129ZM59 208H60V206H59ZM151 208V210H152V208L153 207H150ZM179 208H181V207H179ZM49 209V208H48ZM91 209H90V211H91ZM250 209V208H249ZM61 210V209H60ZM85 210V209H84ZM144 210V211H145ZM184 210V209H183ZM186 210V209H185ZM14 211V210H13ZM50 211V210H49ZM62 211V210H61ZM60 211V212H61ZM83 211V210H82ZM93 211V210H92ZM91 211V212H92ZM95 211V213H96V210H94ZM248 211V210H247ZM51 212V211H50ZM59 212V211H58ZM98 212V211H97ZM103 212V211H102ZM108 212V211H107ZM62 213V212H61ZM93 213V212H92ZM99 213V212H98ZM118 213V212H117ZM120 215H123V216H125V215H128V213H124L123 212V210H120ZM165 213H166V211H165ZM250 213L252 214V216L250 215ZM53 214V213H52ZM58 214V213H57ZM60 214V213H59ZM83 214V213H82ZM94 214V213H93ZM104 214V213H103ZM100 215V214H99ZM165 215V216H164ZM8 216H9V214H8ZM16 216V215H15ZM14 216V217H15ZM55 216H58V215H55ZM71 216V217H70ZM264 216V215H263ZM2 217V216H1ZM17 217V216H16ZM101 217H105V216H101ZM117 217H118V215H117ZM116 217V218H117ZM122 217V216H121ZM120 217V219H118V220H116L115 218L114 219H112V218H108V216H106V218L104 219H99L100 221V224L99 223H97V225L99 224V228H103L104 230L103 231H105V233L107 234V236L109 237V239L111 240V242L113 243V244H116V245H123V244H126V241L123 239V238H121V237H118L117 235H116V229L118 228V225H119V220H121L122 218ZM130 217V218H131ZM142 217V218H141ZM144 217V218H145ZM229 217H231V221L229 220V221H223L224 219H226V218H229ZM235 217H238L237 219H235ZM7 218V217H6ZM11 218V217H10ZM66 218V217H65ZM82 218H83V216H82ZM127 218H129V217H127ZM169 218V217H168ZM62 219H63V217H62ZM69 219V220H70ZM6 220H8V219H6ZM5 220V221H6ZM168 220V219H167ZM169 220H170V218H169ZM63 221V220H62ZM121 221H123V220H121ZM185 221V220H184ZM188 221V220H187ZM189 221H190V219H189ZM217 221V222H218ZM2 222H4V221H2ZM67 222V221H66ZM84 222H86L85 220H84ZM88 222V221H87ZM143 222V223H142ZM186 222V221H185ZM68 223H69V221H68ZM67 223V224H68ZM123 223V222H122ZM145 223V224H144ZM202 223H200V225L202 226ZM220 223V222H219ZM253 223V222H252ZM62 224H65V223H60V225L59 226H62ZM121 224V223H120ZM187 225H188V223H186ZM190 224V223H189ZM208 224H206V225H208ZM35 225V224H34ZM252 225V224H251ZM66 227H67V225H65ZM64 226V227H65ZM193 227H195L196 226V224L194 225H192ZM186 227L185 226V228L184 229H182L183 231H184V233H183V235L185 236V240L187 239L188 240V242L189 243H192V245H193V242H191L192 241V239H193V241L195 240V241H199L201 238H205V236H203V237H201V238H199V239H197L200 235H197V229H196V227H195V229L193 228V227ZM202 226V227H203ZM255 226V225H254ZM51 227H52V225H51ZM126 227V226H125ZM128 227V226H127ZM207 228L208 227H210V226H206ZM3 228V227H2ZM15 228V227H14ZM53 228V227H52ZM120 228V227H119ZM205 228V227H204ZM222 227L221 228H219L218 230L221 232L222 231V229H223ZM16 229H18L17 227L13 230L14 231V233H15V230ZM211 229V228H210ZM264 229V228H263ZM28 230V228L26 229V231ZM94 230V231H93ZM213 230V229H212ZM211 230V231H212ZM13 231H9V234L11 233V232H13ZM17 231V230H16ZM32 231H34V230H32ZM59 231V230H58ZM264 231V230H263ZM96 232V231H95ZM14 233H11V235L12 234H14ZM19 232H16V237H15V239L16 238H18L19 236H17V234H18ZM30 233V232H29ZM33 233H35V232H33ZM66 233H68V232H66ZM82 235H81V234ZM157 233V232H156ZM21 233H19V235H20ZM31 234V233H30ZM30 234H28V235H30ZM68 234H70V232L68 233ZM186 234V235H185ZM200 234V233H199ZM204 234V233H203ZM203 234H201V235H203ZM206 234V233H205ZM44 235H45V233H44ZM71 235H72V233H71ZM71 235H69V236H71ZM21 236V235H20ZM23 236H25V235H22V237H20L19 239H21V238H23ZM68 236V235H67ZM105 236V235H104ZM167 236V235H166ZM12 237H13V235H12ZM14 237H13V239H14ZM28 237H30V236H28ZM73 237H72V239L71 240H74L73 239ZM132 237V236H131ZM169 237V236H168ZM192 238L191 240L190 239H188V238ZM4 238V237H3ZM11 238V237H10ZM30 238H32V237H30ZM133 238V237H132ZM182 238H183V236H182ZM240 238V237H239ZM13 239H11V240H13ZM134 239V238H133ZM166 239H168V238H166ZM165 238H164V240H166ZM197 239V240H196ZM246 239H244V240H246ZM33 239H30V241L29 240H27L29 243L32 241ZM80 240V241H81ZM163 239H162V241H164ZM181 240V239H180ZM186 240V241H187ZM226 240V239H225ZM237 240V239H236ZM254 240V241H253ZM26 241V239H24V242H27ZM75 241V240H74ZM137 241V240H136ZM161 241V242H162ZM171 240H169V242H170ZM201 241V240H200ZM208 241H210V240H208ZM229 241H231V240H229ZM14 242H15V240H14ZM23 242V241H22ZM27 242V243H28ZM34 242V241H33ZM33 242H31V243H33ZM78 242H79V240H78ZM160 242V243H161ZM207 242V241H206ZM206 242H204V241H202V243H206ZM223 242V241H222ZM240 242H242V240L241 241H235V242H232V243H235V246L237 247H239L240 245ZM35 243H36V241H35ZM83 243H84V241H83ZM196 244H197V242H195ZM199 243H201V242H199ZM198 243V244H199ZM213 243H215V242H213ZM212 243V244H213ZM21 244H23V243H21ZM34 244V243H33ZM162 244V243H161ZM211 244V245H212ZM2 245V244H1ZM20 245V244H19ZM24 245H26V243L25 244H23V248H24ZM28 245V244H27ZM32 245V244H31ZM84 245V244H83ZM87 245V246H88ZM96 245H98L99 247H97ZM189 245V244H188ZM207 245V244H206ZM229 245H231V247H232V244H229ZM34 246V245H33ZM38 246H39V243H38ZM37 246V247H38ZM160 246V245H159ZM196 246V245H195ZM199 247H200V244L198 245ZM202 246H205V245H203L202 244ZM201 246V247H202ZM3 247V246H2ZM32 246H30V248L28 247V249H30V250H32V248H31ZM35 247H36V244H35ZM154 247H155V245H154ZM212 247V246H211ZM218 247H219V245H218ZM21 248V247H20ZM20 248H18V250H21ZM26 248H27V246H26ZM34 248V247H33ZM118 248V247H117ZM195 248H197V249H203V248H205V247H202V248H198L197 246L195 247ZM208 248V247H207ZM240 248V247H239ZM3 249V248H2ZM25 249V248H24ZM54 249H55V247H54ZM155 249H157L156 247H155ZM163 249H165L164 247H163ZM167 250H169V248H166ZM171 249V248H170ZM209 249V248H208ZM212 250L214 249V248H211ZM221 249H222V247H221ZM225 249V248H224ZM228 249V248H227ZM26 250L27 249H25V254H27L26 253ZM36 250H37V248H36ZM35 250V251H36ZM61 250H63V249H61ZM106 250H107V248H106ZM166 250V251H167ZM203 250H205V249H203ZM202 250V251H203ZM216 250H217V248H216ZM22 251H24V250H22ZM56 251V250H55ZM121 251V250H120ZM171 251V250H170ZM37 252H39V250H37ZM60 252V251H59ZM110 252V251H109ZM113 252V251H112ZM174 251H172V253H173ZM201 252V251H200ZM209 252H211V251H209ZM208 252V253H209ZM217 252H219V255H220V251H217ZM221 252H222V250H221ZM228 252V251H227ZM226 252V253H227ZM36 253V252H35ZM65 253V252H64ZM121 253V252H120ZM171 253V252H170ZM185 253V252H184ZM232 252H229V253H227V255L228 254H230V255H232L231 254ZM5 254V253H4ZM52 254V253H51ZM109 254V253H108ZM122 254V253H121ZM140 254V253H139ZM166 254H167V252H166ZM186 254V253H185ZM187 254H189L190 255V253H187ZM205 254H206V251H205ZM223 254H225V253H223ZM223 254H221V257H222V255ZM233 254H234V252H233ZM28 255V254H27ZM35 256H36V254H34ZM60 255H62L61 254V252H60V254H59V256ZM64 255V254H63ZM122 255H124V254H122ZM188 255V257H190ZM211 255V254H210ZM209 255V256H210ZM214 256L216 255V254H213ZM212 255V256H213ZM226 254H225V256L224 257H226L227 256ZM230 255H228V256H230ZM234 255H236V254H234ZM234 255H232V257L234 256ZM3 256H5V255H3ZM9 256V255H8ZM23 256V255H22ZM33 256V255H32ZM34 256V257H35ZM78 256V255H77ZM164 256H166V255H164ZM187 256V255H186ZM227 256V257H228ZM237 256V255H236ZM61 258H62V256H60ZM113 257V258H112ZM167 257V256H166ZM168 257H170V258H172L171 256H168ZM175 257V258H174ZM173 258H172V260H179V259H181L182 257L181 256H174ZM176 257H180L179 259L178 258H176ZM185 257V256H184ZM185 258V259H187V260H185L184 258H182V262L183 263H186V264H188L189 262H187L188 260H189V258ZM194 257V256H193ZM192 256L190 257V258H192V259H194V261H195V258H193ZM204 257V256H203ZM206 257V256H205ZM204 257V258H205ZM224 257H222V258H224ZM238 257V256H237ZM10 258V257H9ZM30 258V257H29ZM37 258V257H36ZM122 258V257H121ZM161 258H163V257H161ZM199 258H201V257H199ZM207 258H208V255H207ZM218 258H219V256H218ZM228 258H231V257H228ZM242 258V257H241ZM254 258V257H253ZM1 259V258H0ZM11 259V258H10ZM22 259V258H21ZM82 259V258H81ZM100 259V260H101ZM128 259V258H127ZM130 259H132V258H130ZM192 259H190V261L193 263V261H192ZM203 259V258H202ZM206 259V258H205ZM213 259V258H212ZM234 259H235V261L236 260H238V262H239V264H240V261H242L243 259H241L240 261H239V259H237L236 257L234 258L233 257V259H231V261L232 262H235L234 261ZM251 259H252V256H250V258H249V261L247 262V261H245V262H247V264H263V262H259V261H255V258L253 259V262L251 261ZM4 260V259H3ZM5 260H7V259H5ZM26 260V259H25ZM24 260V261H25ZM33 260V259H32ZM34 260H35V258H34ZM37 260V259H36ZM135 260V259H134ZM198 260V259H197ZM204 260V259H203ZM209 260H211V258L209 259L208 258V260H207V262H209ZM218 260V259H217ZM221 260V259H220ZM248 260V259H247ZM2 261V260H1ZM89 261V260H88ZM124 261V260H123ZM181 261V260H180ZM199 261H202L201 259L199 260ZM213 261L217 264V262L218 261H216V260H214L213 259ZM212 261V262H213ZM229 261H230V259H229ZM262 261V260H261ZM13 262V261H12ZM34 262V261H33ZM32 262V263H33ZM103 262V263H104ZM106 262L104 263V264H106ZM137 262V261H136ZM212 262H210V264L212 263ZM220 262V261H219ZM224 262V261H223ZM232 262H231V264H232ZM122 263V262H121ZM126 262H124L123 264H125ZM128 263V262H127ZM126 263V264H127ZM135 263V262H134ZM192 263H189V264H192ZM195 263V262H194ZM197 263V262H196ZM199 263V262H198ZM237 263V262H236ZM235 263V264H236ZM242 263V262H241ZM2 264V263H1ZM4 264V263H3ZM171 264H172V262H171ZM200 264H208V263H206L205 262V260L203 261V262H201ZM212 264H214V263H212ZM221 264V263H220ZM238 264V263H237Z\"/></svg>",
  "mask_w": 264,
  "mask_h": 264
}]
</instances>
